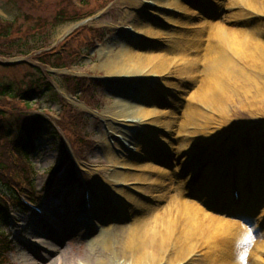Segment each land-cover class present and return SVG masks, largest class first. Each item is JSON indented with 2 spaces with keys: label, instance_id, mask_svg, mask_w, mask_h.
I'll return each mask as SVG.
<instances>
[{
  "label": "rangeland",
  "instance_id": "rangeland-1",
  "mask_svg": "<svg viewBox=\"0 0 264 264\" xmlns=\"http://www.w3.org/2000/svg\"><path fill=\"white\" fill-rule=\"evenodd\" d=\"M110 1L112 3L109 7L102 12L99 11L96 16L80 21H64L63 23L57 24V26H51V20L54 18L53 16L59 8L57 0H44L42 6L31 5L25 0H0V16L5 20L13 21L15 26L20 27V29L15 27L14 31L19 30L15 35H24L28 29L27 27L37 28L40 25L37 23L39 19L47 20V27L43 32H27L28 34L24 35V37H20L22 38L21 40L18 38L20 41L15 43L19 46L21 51L29 52V55L36 54L41 49H51L53 47H58L61 43L64 44L69 34L74 32L78 27L83 26L88 29L90 25L99 27V29L108 28L103 32V38L101 40L103 46L101 48L87 47L80 43V41L84 42L87 30L81 35L80 41L77 40L71 43L75 47V50H78L79 55H76L77 53H75V50H72V54L70 53V59L78 63L71 66L68 73L71 74V76L93 77L98 79L101 83L99 90L95 92L98 96H96L97 101L92 103L93 107H86L84 104L70 98L61 81L60 75L62 71L56 69H50V72L53 73V81L55 82L56 89L61 92L60 94L65 101H60L58 98L52 97L53 99L49 102H46L44 98L43 101L38 99V103L35 102L39 109L45 112H47V110L48 112L50 111V114L54 118L69 116L64 113V109L65 111L67 110L65 107L67 103L85 112L84 118H86V120L84 122H79L78 125H75L76 127L74 126L77 130V139H80L82 143L76 140L75 145H73L70 138L64 135L65 148L76 164L75 167L78 172L79 180L82 181V185L86 184L92 189L96 215L98 216L100 213H102V215L103 213H110L120 220L119 222L116 221L113 228L106 233L114 235L115 238L113 245L114 252L106 253L107 250L104 247V243L101 239L102 237L100 238L102 228L96 226V223L90 225L86 217H83L84 200L82 188H77L76 185L70 186L69 188L72 190L68 194V199L66 201L61 200V198H59L60 195L58 196L55 193L56 191L53 192V190L49 189L47 184L51 177V168L57 165L61 160L66 159L67 156L61 149V146L57 144V140L55 143V140L45 141L42 139L40 141L41 145L39 150L32 156V162L34 164V170L36 171L34 177L35 189L42 194L41 197L43 201L41 202L45 208V214L41 216L34 212L18 213L15 217L16 223H7L4 231L9 234L11 233L10 239L14 240V244L7 257L6 264H97L101 259L106 260L108 264H132V260L126 263L117 245L118 239L124 231L122 225L128 223V221L124 222L123 216L125 214H123L120 209L111 205L109 202L110 193H108L109 188L113 187L114 180L117 179L114 177L115 171L117 170L112 169V161L109 159V153H112L115 157H124L127 155L124 154V148L121 147L122 143L120 139L117 138V135H121L127 140H129L130 137L123 136V131H116V128L120 124L118 121H112L110 115L117 117L128 116L124 111V106L128 104L132 105V103L139 104L138 102H140L142 98L141 94H144L148 86L145 85L147 82H138L136 84L130 79H124L123 81V79L120 80L119 77L113 79V76H111L119 72H123L120 74H135V72H141L142 68L138 69V67L130 63L126 65L122 64L119 65L121 67L115 66L117 70L111 74V69L107 65L108 62L112 60L111 58L119 59L118 53H120L121 49L125 46L133 47L135 49L134 56H138L139 50L144 47L145 43L157 45L156 47H158V49H151L149 52L153 55L161 54L158 60L163 61L166 57L170 58L173 56V54L165 53L167 49L172 48V43L174 40L176 42L177 38L181 40L183 38L186 42L194 39L195 44H192V42L186 43L184 48L180 50L182 55H177V53L174 54L176 55L175 59L173 58L171 60L172 64H174L172 72L175 73L173 74L175 78L164 81L165 83L162 82L167 90L174 89L173 86L177 87L176 92L174 91L172 96H168L167 94L165 99L169 102L160 104L159 116L162 115L163 118L158 120L166 121V123H169L172 127L169 140L172 142L171 149L175 151V155L170 158L172 159L170 161V159L166 158L168 156L163 152L159 153L157 150L156 153H152L154 163L152 174L156 176L158 173H162L163 177H158L159 180H154L155 178L153 180H146L149 186L140 189L139 192H145L146 190V193L150 196L149 199L135 202L130 201L134 203V207L126 208V211L133 214L132 210L137 207L140 208V206L145 211L147 206L154 205L158 202V193H164L167 199L170 200V194L174 193V196L176 192H180L178 188L179 181L185 184L189 183L191 180L190 167L184 170L182 167L183 163H187V160L194 155L196 148L202 145H211L205 156L198 161L195 160L191 166L194 169L202 168L203 171L201 172L206 173L201 176L202 181L199 189L202 192L200 193V190L197 189L196 195H201L200 197L202 199L207 200L206 203H204V207L206 210L210 209L209 211H211V214L213 213L215 217L212 218V215L211 217H207L200 211H197L201 220L206 223L211 222L213 225L222 223L231 225V220L229 221V218L226 216L233 215L240 217L241 221H245L247 225H250L251 230H258L256 234L258 237L260 233L264 234V168H258L256 166L257 162L264 161V102H260L264 98L250 99L252 97L251 94L256 97L260 96L262 93L264 94V77L254 76L263 89V91L257 93L255 90H250L251 88L256 89L257 87L246 85L247 83L241 80L231 82L229 77L225 76L224 81L226 86L229 85L232 88L236 87L239 89L235 99H228L217 105L202 102L203 100L201 99L194 100L193 103H195V106L204 111L207 117L204 119L203 123L197 127V133L194 134V126H188V130L182 132L183 135L193 140V142L185 148V152L181 156L178 154V144L176 143V139L182 130L180 122L184 113L183 107L186 105L189 96L196 90L203 88L202 90L204 91L206 88L204 82L208 74L205 72L204 63L209 52L207 46L212 45L216 38V36H213L211 41L199 45V33L196 32L198 29L193 30V28L197 26L200 27V25L203 26L205 22L209 21L220 27L224 24V26L228 28L250 30L255 23V21H250L252 20V16H250L251 12L248 13L246 17L230 19L229 16L237 13L239 7H231L229 0H219L220 2H216V6H220V9L214 8L210 10L205 9L204 4L207 3L205 1V3L201 5L197 1L186 0V2H188V9L180 14V16H177V18H173L177 21L176 24H180L183 28L181 30L178 29L176 34L171 35L163 32L156 26V12L146 5V0H94L91 3L97 6L100 5V3L102 4ZM262 1L263 0H258L259 3H262ZM92 7L93 6L90 8ZM181 18L182 21L189 26L182 24ZM139 22L146 25V27L156 29L158 31L156 33L162 35L154 40L152 39L153 37L150 36L148 38L151 42H148L146 35L143 33H141L142 35L137 33V37H132L125 30L121 29L123 26H130L133 30H137V23L141 24ZM190 26L193 27L190 28ZM258 36L261 35L258 34ZM161 49L165 50L163 51ZM188 49H190V51H188ZM6 50L7 49H5V51ZM222 50L224 53H227L237 65L241 66L242 69L249 72L252 71V68H250L251 63L247 64L243 56L235 53L234 48L229 42H225L222 45L221 51ZM14 55H18V53L15 52ZM183 57L185 59H183ZM16 58L27 57L18 55L10 59ZM32 59L33 58H31V60ZM137 64H139V62ZM186 65H188L190 69L184 71ZM126 66L130 67L126 68ZM149 68L152 67H147V69ZM25 70H28V67L24 65L15 68L0 67V82L8 81L14 83L16 86V83L25 77ZM151 72L152 69L147 76H152ZM183 76L186 77V79L180 82ZM244 86L250 91L244 93ZM82 96L85 97L84 94ZM241 96L246 98L247 101H250V104L253 103L252 101H256L259 104L252 108L243 101L244 98H241ZM214 134L220 135L222 140L221 142L219 140L217 142L218 144L213 146ZM131 136L134 137V135ZM234 138L237 139L241 152H247L251 147L252 150L248 153L254 155L251 161H248V155L245 157L242 156L243 158L240 156L238 166L242 174L246 175L250 172L251 180L254 182V193L252 196L255 197L247 198V203L245 204L248 205L251 203L253 206L255 204V208L253 210V207L249 205L251 208L247 210V206L245 205L243 209L239 210L238 214L225 212V208L212 203L213 194L217 192V189L222 190L224 188L226 191V185L229 183V176L226 174L227 169H225L226 166L224 165L227 160L223 158L217 162V158L215 159L217 154L211 152L212 146L214 149H217L220 144V149L228 148V145ZM134 142H132V146ZM120 149L123 150V152H120ZM258 156L262 158H258ZM135 157L140 160L138 163L146 160V157L142 154ZM207 159L213 162L209 161L208 166H204L203 163H206ZM119 160L122 159L120 158ZM163 160H167V162L169 160L172 164L168 162V166L165 167L158 165L160 164L159 161ZM136 168L139 169L138 166ZM134 174L139 175L141 173L135 172V170L128 171L126 177H128V175L133 176ZM60 175H63V173ZM145 176L147 175L142 177ZM128 179H135V177H129ZM157 184L161 185V187L158 188ZM65 189H67V187H65ZM135 196H137V194ZM157 204L158 207L163 206V202L161 201ZM111 208L115 210V213ZM251 210H253L252 213H250ZM232 228L233 230H238L235 225H232ZM214 231L216 230L213 227V232ZM215 235L217 238L213 241L214 245H210L209 248H207L208 246L204 247L205 250L203 252L206 251L204 253V258L209 261L204 264H252L251 262L253 261H247L249 253H245L242 239H240L239 243L237 242L239 250L236 251L232 247L229 248L228 245L224 244L228 237L223 234ZM242 236L245 237L246 235ZM228 242H230V240H228ZM199 243L207 244L205 239H202L197 244ZM195 244V242H192L190 252L193 250ZM257 245L263 250L264 243L263 246L261 242L257 243ZM186 246L188 247L190 244ZM201 246L203 245H198L199 248H201ZM174 250L175 252L178 251H176V249ZM256 253L257 252L252 254V258H256ZM215 258L216 261H212ZM262 260L260 262H262ZM198 262L199 261L196 259L192 264H199Z\"/></svg>",
  "mask_w": 264,
  "mask_h": 264
},
{
  "label": "bare ground",
  "instance_id": "bare-ground-1",
  "mask_svg": "<svg viewBox=\"0 0 264 264\" xmlns=\"http://www.w3.org/2000/svg\"><path fill=\"white\" fill-rule=\"evenodd\" d=\"M158 3H162L165 5L175 6L180 11H185L187 9V2L184 0H156ZM229 4L231 7L238 6L239 11L234 13V15L229 16L230 19L233 18H242L248 16H252V20L255 21L252 28L250 30H237L234 28H228L226 26L221 25L218 26L217 24H212V28L210 27V31L208 34V41L210 38L212 39L213 36H216L215 41L212 45L207 46L208 49V56L205 59L204 69L208 77L206 78L204 85L206 86L205 90L200 88L196 90L191 96H189L186 105L183 107L184 113L181 119V133H179L176 143L178 144L177 150L180 156L184 154L185 148L188 145H191L193 140L189 139L185 135L182 134L183 131L188 130V126H194L195 131L194 134L197 133V127L200 126L204 119L207 117L200 108L195 106L193 103L196 99L203 100L202 102L211 103L212 105H217L225 100L228 99H235L236 94L238 92V88L230 87L229 85L226 86L225 84V76L229 77V80L237 82V80H241L242 82H246V85H251L252 87H257L256 89L251 88L250 90H255L257 93L263 91L261 88V84L254 78L257 77H264V0L262 3L258 2V0H229ZM246 10V11H244ZM253 11V12H252ZM257 15V16H256ZM173 17V15H170ZM262 16V17H260ZM177 18V16H175ZM169 18V17H168ZM170 19V18H169ZM249 21V20H246ZM141 23V22H139ZM138 30L144 31L147 35L157 36V30L151 29L146 27L144 24L137 23ZM165 32L169 34H175L176 31L174 30H166ZM260 34L261 36H258ZM263 37V38H261ZM261 38V39H260ZM175 40L172 43V48L167 49L165 54H173L170 58H165L163 61L158 60L160 55H153L149 52L151 49H158L157 45L145 43L144 47L139 50L138 56H134L135 49L131 46H125L121 49L119 54V59L111 58L108 62L109 68L111 72L114 73L119 65H126L132 64L138 69H141V72H135V74H128V75H136L141 74L145 75L147 72L144 70L147 67L155 66L156 68L152 70L151 73H162L165 72L166 69L172 64L171 59H175L174 55H182L180 53L181 49L184 48L186 43L195 44V40H191L185 42L178 38L174 44ZM225 42H229L231 46L234 48L235 53L240 54L245 59L247 64L251 63L250 68L252 71H246L242 69L241 66L237 65L235 61H233L227 53L221 51L222 45ZM163 50V49H161ZM165 50V49H164ZM163 50V51H164ZM184 50V49H183ZM190 51V49H188ZM185 52V51H184ZM163 57V55H162ZM184 58V57H183ZM139 62V64H137ZM116 66V67H115ZM114 67V68H113ZM121 67V66H119ZM130 67V66H126ZM125 69V68H124ZM190 69L188 65H186L184 71ZM122 70V69H121ZM218 71V72H217ZM183 72V70H182ZM218 73V74H217ZM246 86H244V93L250 91ZM243 93V95H244ZM252 97L250 99L256 98L260 99V97L264 98V94H260V96L256 97L255 95L251 94ZM243 96H241L242 98ZM244 98V97H243ZM246 104H249L250 107L258 105L256 101H252L253 103L250 104V101H247L246 98L243 99ZM260 102H264V99ZM156 103L161 104V101L156 99V96L150 92H146L144 98H141V102L139 104L132 103L129 104L130 108L127 111L124 108L125 113L128 115L123 118H136L139 117L144 119L147 122L155 123L153 119H160L158 116L159 114V105L158 108L151 107L152 105H156ZM148 105V106H147ZM176 108V107H175ZM123 111V110H122ZM130 115V116H129ZM114 118L117 119L113 115ZM153 117V119H152ZM120 118V117H119ZM190 143V144H187ZM138 147L140 146L139 150L143 151L144 155L147 156V159L141 163H137L136 160L130 159L126 161H122L128 166H135L142 168L143 173L137 175L134 174L133 176L128 175L129 177H135V179H145L146 180H156L158 177H163L162 173H158L156 176L153 175V156L152 153H156V151L148 146L143 145L141 142H138ZM245 157V156H244ZM254 155H252V158ZM258 158H262L259 157ZM109 159L112 161L111 163L118 162L117 158L111 153H109ZM121 164V165H125ZM137 164V165H136ZM256 166L258 168H264V161L257 162ZM118 178L124 179V175L118 173ZM147 175L145 177H142ZM142 177V178H141ZM159 180V179H158ZM203 185V184H202ZM189 184H184V182L179 181V191H183L184 189H188ZM157 187L160 188L161 185L157 184ZM165 189V188H164ZM202 191L200 190V193ZM177 193V192H176ZM198 193V194H200ZM204 193V192H203ZM204 200V199H203ZM163 202V206L158 207L157 203ZM207 200H204L206 203ZM154 205L147 206V211L142 212L138 215H134L131 222L123 224V234L118 239L117 245L119 246L118 250L121 255L125 258L126 263L130 260H133V264H157L161 263L164 259V256L167 252V249L171 243V239L176 230H180V237L178 238L176 250L177 252L174 253L172 256V264L180 262V257L185 258L190 253V247L192 242L196 244L200 242L202 239L206 240V243L210 246L214 245V242L217 238L215 234H223L228 238L224 242L225 245H228L229 248H233L234 250H239V241L242 239L243 248L245 253L248 254V262L252 264H264V247L263 250L259 248L257 243L261 242L263 246V238L264 234L260 233V236L257 235L251 240L250 238H245L242 235V230H233L232 225H241L239 222L240 219L238 217H233V221H231V225L228 223L222 224H215L211 222H204L201 220L197 211L203 212L202 214L211 217L210 209L206 210L203 207V202L200 200H192V206H182L177 201L167 199L164 193H158V202ZM243 203H241L242 205ZM156 205V206H155ZM236 207V206H235ZM244 207H242L243 209ZM247 210L251 208V206L247 205ZM215 218V217H212ZM100 223L102 224L103 220H107L104 218L103 215L98 217ZM184 223L182 224V221ZM215 220V219H214ZM102 232L100 233V238L104 243V247L108 252H114L113 245H114V235L106 234L113 228V225L104 226L102 224ZM213 227L216 231L213 232ZM122 233V232H121ZM104 234V236H103ZM214 236V239H213ZM259 238V239H258ZM259 241H258V240ZM230 240V242H228ZM247 241V242H246ZM238 242V243H237ZM241 243V245H242ZM190 244V246L186 247V245ZM195 244V245H196ZM194 245V246H195ZM187 250V251H186ZM183 253H182V252ZM255 252L256 258H252ZM235 254V253H234ZM260 254V255H259ZM159 256L160 258L157 259L156 257ZM212 257V256H211ZM263 259V260H262ZM177 260V261H175ZM211 260V258H210ZM262 260V262H260ZM175 261V262H174ZM214 261V259L212 260ZM202 262H209L207 259L202 260ZM52 264V263H49ZM97 264H108V262L104 259H101L97 262ZM208 264V263H207ZM241 264V263H240ZM247 264V263H246Z\"/></svg>",
  "mask_w": 264,
  "mask_h": 264
},
{
  "label": "trees",
  "instance_id": "trees-1",
  "mask_svg": "<svg viewBox=\"0 0 264 264\" xmlns=\"http://www.w3.org/2000/svg\"><path fill=\"white\" fill-rule=\"evenodd\" d=\"M31 5H35L36 1L38 4H44V0H25ZM87 3L90 4L91 0H86ZM59 4V8L56 10L54 18L51 20L52 26H55L59 23H63L69 19H77L80 15L76 9L72 6L70 0H57ZM40 25L37 28L42 26H47L46 19H39L38 22ZM15 27L20 29L19 26H15L13 21L7 23L6 26L0 24V48L5 47L10 40H13V32ZM70 47H72L70 45ZM43 57V56H42ZM49 58H41L43 61L50 62L56 66H64L66 61L62 59L58 54L55 55H47ZM28 67V66H27ZM25 77L22 78L19 83V88L14 89L12 83L7 82V84H0V96L5 93H10L15 95L16 93L29 97L30 92H36V90L46 86L45 91H43L44 96L49 97L52 95V90L50 89V84L46 81L44 77V73L41 70H33L28 67V70L24 72ZM66 80H69V77H66ZM23 86H26L24 88ZM3 101L0 97V102ZM25 110L30 109L28 99H25V105L22 107ZM27 114L22 113L10 108V112L8 110H3L0 107V186L7 188V190L12 195V199L15 202L16 196L11 191L9 187V181L6 177L5 171L8 170V164L6 162V153L8 154H16L17 156L22 157L27 163L30 162V158L32 153L36 148V141H41L42 139L45 141L52 140L60 145L58 139L56 137V133L54 129L51 127L49 122L46 119L41 117L31 118L33 120H28ZM41 145V142H39ZM8 146V148H7ZM2 192L0 188V193ZM7 218L6 206L5 203L0 199V264H6L8 253L11 251L12 246L10 241L8 240V235L2 230V224L5 223Z\"/></svg>",
  "mask_w": 264,
  "mask_h": 264
}]
</instances>
